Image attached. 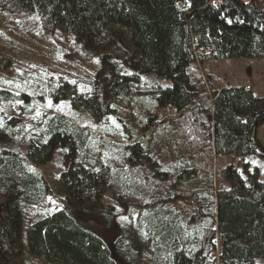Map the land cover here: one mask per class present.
<instances>
[{"label":"trees","instance_id":"obj_1","mask_svg":"<svg viewBox=\"0 0 264 264\" xmlns=\"http://www.w3.org/2000/svg\"><path fill=\"white\" fill-rule=\"evenodd\" d=\"M0 3L12 12L41 16L50 27L71 33L84 51L101 57L92 92L78 94L70 85L65 89L60 85L56 94L70 100L74 111L82 110L95 121L104 117L103 85L108 95H126L142 75L158 78L164 84L155 93L157 105L181 112L199 96L190 88L189 77V68L198 58H264V5L256 0ZM10 94L0 90V102ZM212 106L215 154L264 158V145L257 135V128L264 124V96L243 85L227 86L213 91ZM47 118L45 138H29L24 156L0 152V264H28L25 254L58 264H138L148 257L146 242L165 258V264H213L209 257L216 240L221 244L218 264H255L256 259L264 258V180L257 169L249 172L248 164L243 173L231 166L224 170L231 187L216 193L211 218L214 229L203 236L199 224L209 222L203 223L206 217L201 208L184 224L171 221L167 211L158 215L160 211L155 209L154 219L148 215L145 218H151L142 227L120 230L109 245L88 226L90 216H113L107 211L110 207H103L101 176L78 156L92 132L59 114ZM151 126L152 121L147 122L146 128ZM58 148L73 159L61 174L67 186L63 207L24 228L25 211L51 194L42 174L29 170L30 164H47ZM132 156V165L147 164L156 176L166 179V172H158L159 162L144 154L141 146L134 145ZM194 174L195 170H185L180 177Z\"/></svg>","mask_w":264,"mask_h":264},{"label":"rangeland","instance_id":"obj_2","mask_svg":"<svg viewBox=\"0 0 264 264\" xmlns=\"http://www.w3.org/2000/svg\"><path fill=\"white\" fill-rule=\"evenodd\" d=\"M256 1L264 5V0ZM100 59L84 51L71 33L50 27L41 16L12 12L0 3V90L11 93L0 102V152L9 150L24 156L28 139L42 141L48 115L59 114L92 132L78 156L101 176L103 207H110L107 211L114 217L90 216V229L112 245L120 230L142 227L155 209L160 211L158 215L167 211L171 221L184 224L201 208L206 217L203 223L209 222L199 224L203 236L214 229L211 218L216 193L231 187L223 174L227 167L243 173V166L248 164L249 172L257 169L260 180H264V158L216 155L212 134L213 91L243 85L264 96V58H198L189 68V77L190 88L199 96L181 112L157 105L155 93L164 84L158 78L142 75L140 83L131 86L126 95H108L103 85L104 117L95 121L82 110L74 111L70 100L56 94L60 85L64 89L70 85L78 94L92 92ZM149 121L152 126L146 128ZM257 135L264 145V124L257 128ZM134 145L159 162L158 172H166V179L156 176L155 169L147 164L132 165ZM72 160L58 148L47 164H30L29 170L42 174L51 194L25 211L24 228L63 207L67 186L61 174L70 168ZM185 170H195L194 176L180 177ZM148 215L151 217L145 218ZM146 248L148 257L138 264H165V258L156 254L150 243L146 242ZM220 252L221 244L216 240L211 263L218 264ZM24 259L28 264H58L27 254ZM255 262L264 264V258Z\"/></svg>","mask_w":264,"mask_h":264}]
</instances>
